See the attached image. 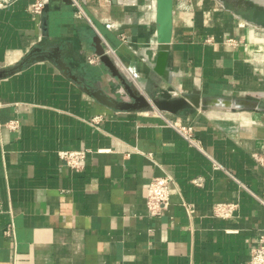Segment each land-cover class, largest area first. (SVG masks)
Wrapping results in <instances>:
<instances>
[{
	"label": "crops",
	"instance_id": "obj_1",
	"mask_svg": "<svg viewBox=\"0 0 264 264\" xmlns=\"http://www.w3.org/2000/svg\"><path fill=\"white\" fill-rule=\"evenodd\" d=\"M33 1L0 6V71L54 44L72 73L46 58L0 78V264H247L264 234V113L121 110L85 85L129 99L102 61H88L99 36L145 94L264 100L258 25L223 0H194L191 14L174 0L167 81L153 68L157 0H80L89 18L76 17L72 0H49L37 16ZM14 119L20 126L12 130ZM169 121L192 126L200 146ZM79 148L92 150L85 167L64 165L59 151ZM166 173L171 203L152 216L148 186ZM229 201L239 203L234 217L213 214L215 203Z\"/></svg>",
	"mask_w": 264,
	"mask_h": 264
},
{
	"label": "water",
	"instance_id": "obj_2",
	"mask_svg": "<svg viewBox=\"0 0 264 264\" xmlns=\"http://www.w3.org/2000/svg\"><path fill=\"white\" fill-rule=\"evenodd\" d=\"M224 4L243 20L264 28V4L255 0H223ZM157 37L158 52L154 70L160 78L171 81V72L168 66L171 53V39L174 27V0H157ZM96 53L100 55L101 61L108 67L111 74L118 78L123 84L129 99L117 98L103 88H91L85 85L95 98L100 102L121 110H144L156 108L160 111H167L179 114L188 108H221L236 109L241 111H257L264 113V100L248 97L225 96V95H202L198 92L182 93L180 95L170 94L157 95L156 92L145 94L122 72L116 60L106 52L99 36L94 38ZM60 46L54 44L36 46L20 63L0 71V78L9 72H15L23 68L27 63L46 58L54 59L61 68L72 73L70 67L62 58ZM74 76L73 74H71Z\"/></svg>",
	"mask_w": 264,
	"mask_h": 264
},
{
	"label": "built area",
	"instance_id": "obj_3",
	"mask_svg": "<svg viewBox=\"0 0 264 264\" xmlns=\"http://www.w3.org/2000/svg\"><path fill=\"white\" fill-rule=\"evenodd\" d=\"M17 0H0V6H8ZM49 0H34L31 3L30 11L34 15H41L43 10ZM73 5L76 7L75 15L77 18H89L84 7L82 6L80 0H72ZM177 7L180 10L186 11L191 14L194 10V0H177ZM261 31L255 32L260 38V41L264 42V32L259 35ZM121 38L125 39L126 36L124 33H121ZM227 43L230 46H238L240 41L234 37L227 38ZM104 47L106 52L112 57L116 56V50L110 46V44L105 41ZM257 56L259 55L264 61V53L256 52ZM255 55V56H256ZM88 61L92 64H96L101 61L100 55L97 53L88 56ZM102 120V116L98 115L92 119L93 124H99ZM170 124L178 128V130L194 145L200 146L199 140L194 135V130L192 126L183 125L181 122L169 121ZM8 126L15 130L20 126V120L14 119L8 122ZM92 150L90 148H79V149H62L59 151V156L64 165H67L76 170H82L88 158L89 153ZM174 178L171 174L166 173L163 175L154 176L148 186L147 190V209L150 215L159 216L164 213V211L169 207L171 203V185ZM200 178H196V183H201ZM1 203V198H0ZM185 206L188 212H194V206L191 203H185ZM239 208V203L234 201L229 202H217L213 206V214L221 218H231L236 215V212ZM14 225H11L7 232L10 233L13 231ZM247 264H264V234H261L259 237V244L255 245L251 249V256Z\"/></svg>",
	"mask_w": 264,
	"mask_h": 264
},
{
	"label": "rangeland",
	"instance_id": "obj_4",
	"mask_svg": "<svg viewBox=\"0 0 264 264\" xmlns=\"http://www.w3.org/2000/svg\"><path fill=\"white\" fill-rule=\"evenodd\" d=\"M257 28V30L258 31H261V32H264V28L263 27H261V26H258V27H256ZM254 37L255 38H257V35H254ZM258 39V38H257ZM165 95H167V94H165ZM169 95V94H168ZM176 95H180V94H176ZM244 97H248V98H252V99H259L256 95H254V94H245V96ZM221 109V108H220ZM234 111H239V110H236V109H233Z\"/></svg>",
	"mask_w": 264,
	"mask_h": 264
},
{
	"label": "bare ground",
	"instance_id": "obj_5",
	"mask_svg": "<svg viewBox=\"0 0 264 264\" xmlns=\"http://www.w3.org/2000/svg\"><path fill=\"white\" fill-rule=\"evenodd\" d=\"M254 35H256V34H254Z\"/></svg>",
	"mask_w": 264,
	"mask_h": 264
}]
</instances>
